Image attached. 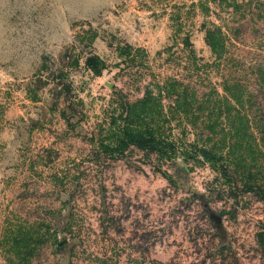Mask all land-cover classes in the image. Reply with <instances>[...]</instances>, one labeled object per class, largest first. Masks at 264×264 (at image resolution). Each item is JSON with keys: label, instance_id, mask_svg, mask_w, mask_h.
Returning a JSON list of instances; mask_svg holds the SVG:
<instances>
[{"label": "rangeland", "instance_id": "rangeland-1", "mask_svg": "<svg viewBox=\"0 0 264 264\" xmlns=\"http://www.w3.org/2000/svg\"><path fill=\"white\" fill-rule=\"evenodd\" d=\"M261 60L264 0H0V264H264ZM170 78L199 128L160 169L117 125Z\"/></svg>", "mask_w": 264, "mask_h": 264}, {"label": "trees", "instance_id": "trees-1", "mask_svg": "<svg viewBox=\"0 0 264 264\" xmlns=\"http://www.w3.org/2000/svg\"><path fill=\"white\" fill-rule=\"evenodd\" d=\"M219 35L222 38L216 39L214 33H209L208 37L213 52L218 59L222 60L224 59L222 52L226 48V41L223 38L222 32ZM88 63L91 68H95L92 58L88 59ZM255 67L256 71L251 72V75L249 74L250 76L246 80H249V82L254 81L264 89V60L256 63ZM63 76V74H60V77ZM225 82L229 83L230 80L227 79ZM230 84L236 85L235 82ZM64 86L65 84H63ZM227 88H230L229 85ZM66 91L68 93L71 92L69 86H66ZM246 96L249 102H251L255 98L254 91L248 89ZM233 97L237 99L235 95ZM194 98L195 93L190 91L188 86H183L181 81L176 78L166 80L162 85H158L156 89L148 86L142 98L133 103L126 104L125 108H123L124 113L120 116V123L117 125L119 131L125 136L123 140H129L137 149L145 151L148 156L155 155V158L159 161L158 166H160V169L163 164L176 162L180 157L183 158L184 162L188 163L189 158L192 157V152L182 143V136L188 131L190 132V126H193L194 130L199 128V121H196L194 117ZM263 106L262 102L250 105L258 113V122L260 123L259 133L264 141V117L259 115L263 111ZM115 120L118 122L117 119ZM199 155L205 157L207 160H213L210 150H199ZM231 165L232 162L226 160L223 163V169L231 168ZM217 218L219 219L220 217ZM32 251L30 249L27 257L33 254ZM18 253L15 252L19 258L22 257L21 259L24 263L12 264H29L27 258L25 259L24 255H18ZM154 264L165 263L154 261Z\"/></svg>", "mask_w": 264, "mask_h": 264}]
</instances>
